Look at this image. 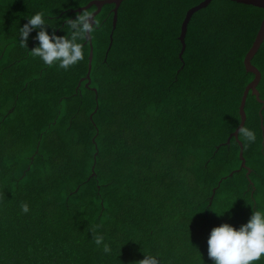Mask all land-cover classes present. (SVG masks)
Segmentation results:
<instances>
[{"label": "trees", "instance_id": "obj_1", "mask_svg": "<svg viewBox=\"0 0 264 264\" xmlns=\"http://www.w3.org/2000/svg\"><path fill=\"white\" fill-rule=\"evenodd\" d=\"M90 1L0 0V264H136L142 252L212 264L211 228L264 210V108L250 92L243 128L257 140L238 135L246 167L239 141L227 142L264 9L212 0L190 17L180 55L182 21L202 0H123L115 28L104 4L86 86L88 41L65 70L31 54L35 31L28 49L18 35L43 12L68 36L65 20ZM251 62L264 100V40Z\"/></svg>", "mask_w": 264, "mask_h": 264}, {"label": "clouds", "instance_id": "obj_2", "mask_svg": "<svg viewBox=\"0 0 264 264\" xmlns=\"http://www.w3.org/2000/svg\"><path fill=\"white\" fill-rule=\"evenodd\" d=\"M65 25L70 34L57 35V26L48 23L43 12H35L26 16V22L19 28L18 40L21 47L27 48L30 33L35 31L38 45L29 50L31 54L48 66L58 64L67 70L84 58L82 42L94 31L96 21L90 13L80 12L75 19L67 18ZM238 132L249 144L257 140L256 133L249 128H239ZM21 209L24 213L29 211L27 204H22ZM94 242L102 247L106 255L112 253V246L105 242L102 235H96ZM206 245L207 256L212 264H255L260 261L264 256V210H254L239 227L226 222L212 227ZM142 253L143 258L136 261V264H160L158 255Z\"/></svg>", "mask_w": 264, "mask_h": 264}, {"label": "water", "instance_id": "obj_3", "mask_svg": "<svg viewBox=\"0 0 264 264\" xmlns=\"http://www.w3.org/2000/svg\"><path fill=\"white\" fill-rule=\"evenodd\" d=\"M122 1L123 0H91L86 6L77 8L76 11H78L80 13L83 9H86V8L92 6V5H95L96 6V10H94L92 13H90L91 16L94 19L95 16L100 12V10H101V8H102V6L104 4H111L112 3V4H114V7H113V12H114L113 28H115L116 21H117V10H118V7L120 6ZM211 1L212 0H202L201 2H199L198 4L190 7L187 10L186 15H185V17H184V19L182 21V24H181V31H180V35H179V39H180V41L182 43V48L180 50V55L184 51V47H185L184 38H185L186 31H187V24H188V22L190 20V17L192 16V14L195 11L206 7ZM232 1H235V2H238V3H243V4H249V5H253V6H256V7L264 9V0H232ZM263 40H264V17H263V19L261 21V24L259 26L257 34H256V36H255V38L253 40V44L251 45V47L246 52V54L244 56V59H243V63H244L246 71L253 73L254 77L246 85V87H245V89L243 91V94H242V97H241V101H240V104H239L240 122H239L238 126L235 128V130L229 135V137L227 139V142H229V140H230V138L232 136L235 137V139L239 141L238 129L242 128L244 126V124H245V121H246L245 104H246V99H247V96H248L249 92L251 94L255 95L257 100L260 103H262L261 109L264 108V100H262L260 98V96H259L260 93H259V91L257 89V85L259 83L261 74H260V71L251 62L253 56L255 55L257 50L259 49V47H260L261 43L263 42ZM86 41H88L89 44H90L89 45L90 46V52H89V59H88V69H87L86 75L84 77H82L80 81L86 80V86H88V84L91 81L90 80V71H91L92 58H93V46H92V43H91V36L90 35L88 36ZM239 145H240L239 157L241 159V164H240V167L237 170H239V169H241L243 167H246L245 158L243 157V146H242L241 141H239ZM247 169H248L247 170V173H248L249 172V168L247 167ZM231 174H232V172H231Z\"/></svg>", "mask_w": 264, "mask_h": 264}]
</instances>
